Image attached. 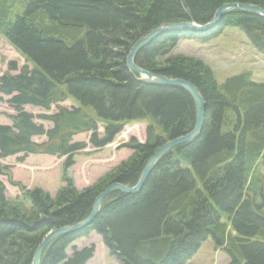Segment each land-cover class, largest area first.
I'll use <instances>...</instances> for the list:
<instances>
[{"label": "trees", "instance_id": "obj_1", "mask_svg": "<svg viewBox=\"0 0 264 264\" xmlns=\"http://www.w3.org/2000/svg\"><path fill=\"white\" fill-rule=\"evenodd\" d=\"M226 4L264 9V0H0V38L25 61L20 70L8 63L0 76V95L15 113L0 125V176L21 192L10 199L0 180V264H32L49 232L86 220L112 184L136 186L161 147L193 131L190 93L140 82L127 57L154 29L205 25ZM228 27L264 55V17L239 10L210 33H165L138 53V67L197 87L206 103L200 136L165 154L140 192L111 194L88 227L55 239L41 264H88L95 247L74 243L92 233L121 264H187L210 237L228 264H264V83L243 73L219 85L202 60L172 55L182 39L207 42ZM67 101L71 109L61 105ZM134 123L147 124L145 142L131 138L121 147L132 156L79 190L70 174L76 156L89 145L103 150ZM88 133V142L75 140ZM19 155L20 163L32 155L65 160L54 197L14 181L1 161Z\"/></svg>", "mask_w": 264, "mask_h": 264}, {"label": "rangeland", "instance_id": "obj_2", "mask_svg": "<svg viewBox=\"0 0 264 264\" xmlns=\"http://www.w3.org/2000/svg\"><path fill=\"white\" fill-rule=\"evenodd\" d=\"M172 55H185L202 60L212 69L219 85H223L228 79L243 73H251L254 82L264 83V55L253 46L248 36L237 28L228 27L221 35L207 42L182 39L172 51ZM8 63H16L19 70L25 65V61L21 56L10 46L6 39L1 37L0 76L8 71ZM8 100V97L0 95V125L11 124L8 117L15 114L7 102ZM61 105L71 109L73 103L67 101ZM55 110V107H53L50 114ZM26 111L35 116L44 113L41 109L33 107H26ZM36 122L43 123L46 128L51 127L49 123L41 120L37 119ZM146 127V123H134L126 126L124 132L116 138L113 144L100 151L89 145L84 152L76 156V165L70 171L76 187L83 190L93 185L122 162L127 161L133 152L121 146L129 142L131 138H136L141 143L145 142ZM103 133L104 129L101 127L100 134ZM89 139V133L75 138L76 141L86 142ZM36 140L37 142L44 141L40 138ZM21 157L23 155L1 161L3 165L12 168L14 181L21 182L28 189L41 188L52 197L64 186L62 182L64 159L45 155H32L20 163L18 159ZM262 172L264 174V166ZM0 180L5 182L7 196L10 199L21 196L20 190L11 186L6 177L0 176ZM26 207L30 206L26 204ZM52 232H49L46 238ZM74 246L78 249L95 247V256L88 264H121L115 256L110 254L102 237L97 233H92L88 237L77 240ZM71 254V251H69V255ZM229 262L230 259L227 253L221 248L217 249L214 239L210 237L187 264H228Z\"/></svg>", "mask_w": 264, "mask_h": 264}, {"label": "water", "instance_id": "obj_3", "mask_svg": "<svg viewBox=\"0 0 264 264\" xmlns=\"http://www.w3.org/2000/svg\"><path fill=\"white\" fill-rule=\"evenodd\" d=\"M239 10L248 13H253L257 16L264 17V9L251 5H241V4H226L222 6L215 14L213 20L205 25H199L195 22H179V23H169L162 25L159 28L154 29L147 36L142 37L138 40L134 46L131 48L130 53L127 57V67L133 75H139V81L149 85L163 86V87H182L186 89L190 95L193 97L196 110H197V121L195 128L192 132L184 137L177 138L173 141L168 142L163 147H161L148 161L141 178L136 186L127 187L121 184H113L109 186L102 194H100L95 200L93 210L90 216L83 222L62 229L54 230L40 245L37 249L32 264H41V257L45 249L58 237L78 232L88 227L94 219L99 215L101 211V205L105 199H107L111 194L115 192H121L124 194H136L140 192L146 181L148 180L150 174L153 172L157 166L158 161L169 151L188 143L194 142L199 136L204 125L205 118V107L206 103L204 97L199 92L197 87L188 81L181 79H169L163 76L155 75L152 72L138 67L135 63V59L138 53L147 45L152 43L155 39L161 35L169 32H194L199 34L210 33L214 31L220 24L222 19L231 13L232 11Z\"/></svg>", "mask_w": 264, "mask_h": 264}]
</instances>
